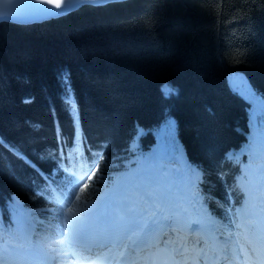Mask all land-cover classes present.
Segmentation results:
<instances>
[{
    "label": "trees",
    "instance_id": "trees-1",
    "mask_svg": "<svg viewBox=\"0 0 264 264\" xmlns=\"http://www.w3.org/2000/svg\"><path fill=\"white\" fill-rule=\"evenodd\" d=\"M235 73L260 103L231 88ZM107 190L139 231L187 213L224 235L251 211L264 224V0H124L0 22V242L24 240L17 216L43 232L53 208Z\"/></svg>",
    "mask_w": 264,
    "mask_h": 264
},
{
    "label": "bare ground",
    "instance_id": "bare-ground-1",
    "mask_svg": "<svg viewBox=\"0 0 264 264\" xmlns=\"http://www.w3.org/2000/svg\"><path fill=\"white\" fill-rule=\"evenodd\" d=\"M81 212L84 214L83 211ZM57 221L58 220H56V222ZM175 224L176 222H173L169 227L171 228ZM201 225L203 229L201 238L205 242V245H207L209 255L216 260L215 264H264V245L257 243L258 238L261 236L260 231L252 225H249L246 218L238 220L232 235L219 233L218 227L213 228L211 232V227H208L206 223H202ZM55 231L48 232L46 237L51 240L53 238L52 233ZM58 234L59 233H57V236ZM212 237L217 239L214 244L211 242ZM75 238L76 240L79 238L81 244L74 242ZM66 241H69V243L71 242L74 248L64 242L67 251L61 250L59 257L53 258L49 255L40 256L39 253L43 250L36 246L39 250L32 251L36 252L34 256L18 257L13 255L16 259L8 256L12 255L14 247L8 244L13 243L7 242L8 244L4 245V243L0 242V252L4 253L0 254V264H32L34 260H40L41 258H47V261L49 263L51 262V264H59L58 259L61 260L60 257L63 255V252H66L65 256L68 254V258L65 259L67 263L70 261L69 256H72L73 263L71 264H77L78 261L81 264H87L88 262V264L95 262L99 264H203V262L198 259L201 253L206 250V248H202V246L192 248L188 247L186 244H181L177 239H175V241L171 239L169 241L170 244L172 243V252L170 256H166L160 250L159 252L157 251L145 257L142 251L136 248L134 232L126 237H117L112 231L89 237L77 233L72 236L70 240ZM25 245L28 247L32 246L31 248L35 247L34 239L28 240ZM227 247H229V251L226 250ZM70 248H72L73 254L68 250ZM59 250L60 249L57 247V251ZM88 254H92V256ZM90 257L93 259H90ZM193 257H196L197 260H191Z\"/></svg>",
    "mask_w": 264,
    "mask_h": 264
},
{
    "label": "rangeland",
    "instance_id": "rangeland-1",
    "mask_svg": "<svg viewBox=\"0 0 264 264\" xmlns=\"http://www.w3.org/2000/svg\"><path fill=\"white\" fill-rule=\"evenodd\" d=\"M243 79L244 78H242L239 74H236V73L232 74L230 76L231 88L234 91H237L242 95L246 94V96H250L253 103H255V104L260 103L262 100L257 95V93H254V92L248 93L247 89L249 88V86L246 89H244V87H243V81L244 80ZM162 88L166 92L171 89L167 84H164L162 86ZM254 115H255V113H252L251 117H250L251 127L253 129L255 127L254 120H256L259 123V120L257 118H255ZM143 132H145V128L139 126L137 128V134L135 135V138H134V143L139 142V135ZM254 133L256 134L255 131H254ZM243 166L245 168H247L246 164H244ZM89 177L90 176L88 174H82V175H79L77 179L73 180V183L76 186V190H75L76 192L74 191L75 194H77V192L80 191L81 186L84 184V182L86 180L89 179ZM123 178L125 179V176H123ZM242 180H243L244 185L248 184V181L244 177H242ZM110 192H111L110 190H107L104 194H101L99 196L96 194H93L91 196L92 197L91 199L84 200L83 203L63 205L59 209L53 208L50 211V215L48 217L49 221L44 225L46 227V229L43 232L35 231L37 228L36 223H33V222L26 220V218L23 216H17L16 224H17V227L19 228L20 232L23 234L24 240L19 241V242L18 241L17 242L8 241V243H13V244H8L6 241L3 242L4 245L8 244V245L14 246L13 250H12L13 251L12 255H8V256L13 257L14 259H16L14 256H18V257H29L30 256V257H32L36 253V252H32L33 250L38 251L39 249H42L43 251L39 253L40 256H43V255L48 256L49 255L53 258L59 257V253L61 252V250L67 251L66 246H64V242H66L69 246L74 248V246L71 245V242L69 243V241H66V240H70L72 238V236H74L77 233L81 234L85 237L104 234L107 231H112L113 233L116 234L117 237H126L127 235H131L135 231L136 227L138 229V227L140 226V222H134L133 224L129 225L127 223L125 224L122 220H119L116 212L114 211L112 205L109 202ZM74 208H79L80 211L83 210L84 214L82 212H81L82 214H78L76 211L74 213ZM255 215H256V213L254 211H251L248 214H246V216L240 217L238 220H242V219L246 218L249 225H252L255 228L264 227V224H260L256 221ZM56 220H58V221L56 222ZM171 222L172 223L176 222L175 225L177 228L172 226L169 229V232H168L169 237L166 239L165 244L161 243L159 245L160 247L158 250V252H159L160 250L162 251V249L165 248L167 252L164 254L166 256L167 255L170 256V254L172 252V243L170 244L168 241H170L171 239L173 241H175V239H177L182 244L183 242L179 238V236L182 233L181 230H182V228L186 229L185 228L186 226H190L192 223V220L190 218L189 213H187V215L182 217V218H177L176 216L172 217L170 219V223H169L170 225L172 224ZM201 223H206V222L203 221ZM198 224H200L199 221H198ZM209 224L211 225L212 223L208 222L207 226H209ZM216 226H218V224L215 223L214 227H216ZM52 231H55V232L52 233L53 238L51 240H49V238H47L46 236H47L48 232H52ZM184 231H186V230H184ZM57 233H59L58 236H57ZM37 236H39V237H37ZM13 238H14V236H13ZM31 239H34L35 247H33V248H31L32 246L28 247L25 245V243H27V241L31 240ZM58 243H59V245H58ZM195 243H196V246H195V248H196L198 246V242L194 241V244ZM36 246H38L39 249ZM233 246H235V245H233ZM57 247L60 249L59 251H57ZM72 248H70L68 250H70V252L73 254ZM4 249H6V248H4ZM226 250L229 251L230 250L229 247H227ZM0 254H4V253L0 252ZM65 255H66V252H63V255H61V257H60L61 260L58 259L59 264H71V263H73L72 256H69L70 261L67 263L66 262L67 260H65V259L68 258V254H67V256H65ZM88 255L92 256V254H88ZM62 258H64V259H62ZM90 259H93V258L90 257ZM77 264H81V263L78 261ZM91 264H99V263L95 262V263H91Z\"/></svg>",
    "mask_w": 264,
    "mask_h": 264
},
{
    "label": "water",
    "instance_id": "water-1",
    "mask_svg": "<svg viewBox=\"0 0 264 264\" xmlns=\"http://www.w3.org/2000/svg\"><path fill=\"white\" fill-rule=\"evenodd\" d=\"M120 1L124 0H0V22L34 24L65 16L84 5L101 6ZM248 86L250 84L245 78L243 87L246 89ZM164 122L165 119L161 123Z\"/></svg>",
    "mask_w": 264,
    "mask_h": 264
},
{
    "label": "snow or ice",
    "instance_id": "snow-or-ice-1",
    "mask_svg": "<svg viewBox=\"0 0 264 264\" xmlns=\"http://www.w3.org/2000/svg\"><path fill=\"white\" fill-rule=\"evenodd\" d=\"M56 7H57V8H59V7H60V4H59V3H57V4H56Z\"/></svg>",
    "mask_w": 264,
    "mask_h": 264
}]
</instances>
